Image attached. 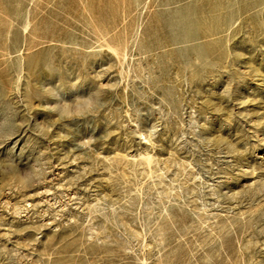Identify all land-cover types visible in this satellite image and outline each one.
<instances>
[{
    "label": "rangeland",
    "instance_id": "obj_1",
    "mask_svg": "<svg viewBox=\"0 0 264 264\" xmlns=\"http://www.w3.org/2000/svg\"><path fill=\"white\" fill-rule=\"evenodd\" d=\"M0 264H264V0H0Z\"/></svg>",
    "mask_w": 264,
    "mask_h": 264
}]
</instances>
